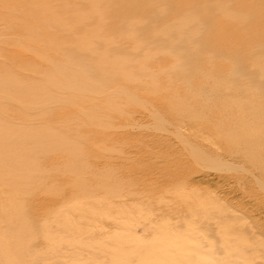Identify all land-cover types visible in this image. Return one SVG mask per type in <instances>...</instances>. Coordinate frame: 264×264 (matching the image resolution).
<instances>
[{
  "label": "rangeland",
  "instance_id": "1",
  "mask_svg": "<svg viewBox=\"0 0 264 264\" xmlns=\"http://www.w3.org/2000/svg\"><path fill=\"white\" fill-rule=\"evenodd\" d=\"M172 1V21H175L176 5L182 0ZM189 1L197 3L183 14L199 13L198 21L203 25L207 16L201 11L212 0ZM230 9L234 15L247 13L255 19L245 23L241 30H226L225 42L231 43L227 57L202 61L186 78L167 79L160 75L158 85L167 81L176 85V116L165 104H160L165 101L163 96L155 98L142 93L145 98H138V106L126 109L129 105L126 101L118 102L127 112L113 121L114 129L80 132L78 136L86 138L89 145L80 146L76 152L53 154L49 160L39 155L35 158V168L42 173L38 188L26 196L30 212L39 213L43 224H47V212L52 209L62 212L74 204V215L70 218L76 230L83 233L75 239L65 234L62 241L71 246L45 249L46 258L38 264H159L167 254V249L164 250L167 241L161 250L165 254L139 262L130 254L137 252L134 245L127 243L119 252L108 237L137 239L141 245L148 246L161 239L157 232L160 229L164 230L161 234L174 233L172 241L176 243L177 258L184 260L201 245L200 259L213 264L234 260L236 255L230 251H241L240 241L264 240V193L260 189L264 163H256L264 160V0H231ZM5 30L0 26V64L13 66L14 59L20 55L16 58L22 64L20 76H36L22 72L32 65V69H38L39 64L29 52L17 51L16 29ZM211 32L207 28L197 37L202 40L216 34ZM34 41L37 45L44 42L42 37ZM241 43L242 50L238 49ZM123 54L118 51V55ZM201 56L192 54L190 58ZM213 56L203 55L206 59ZM55 107L52 113L62 116L64 109ZM6 113L33 119L29 114V117L18 116L11 108ZM156 113L163 115L161 128L156 126ZM62 118L46 123L43 119L33 120L26 126L34 129L38 125L58 124ZM72 119L68 123L71 127L75 124ZM79 155L80 161L75 164L80 174L67 173L65 169L72 157ZM219 163L228 165L230 170L214 168ZM81 179L86 188L74 190L73 183ZM50 187L57 190L48 197L43 192ZM208 196L217 198L225 208L205 209ZM180 198L191 200L195 209L192 214ZM91 201V205L85 206L91 215L85 223H79L82 217L76 216L82 214L80 205ZM107 210L112 211L114 221L105 217ZM43 231L38 228L35 233ZM82 242L87 244L81 246ZM249 253L244 257H249ZM196 261L197 257L190 264Z\"/></svg>",
  "mask_w": 264,
  "mask_h": 264
},
{
  "label": "bare ground",
  "instance_id": "2",
  "mask_svg": "<svg viewBox=\"0 0 264 264\" xmlns=\"http://www.w3.org/2000/svg\"><path fill=\"white\" fill-rule=\"evenodd\" d=\"M186 1L176 5V18L172 21V0H0V26L5 31L16 29L19 34L15 39L17 51L29 52L39 64L38 69H32L33 65L23 69L22 72L36 74L25 78L20 76L22 64L16 59L20 55L14 59L16 65L0 64V264H38L46 258L45 249L71 246L63 243L65 234L74 239L83 234L76 230L70 218L74 215V204L62 212L53 209L47 212V224H43L39 213L30 212L26 196L38 188L42 173L35 168L38 155L49 160L53 154L72 153L82 145H89L86 138L78 136L80 132L114 129L113 121L123 117L126 109L138 106V98L146 95L163 96L165 101L160 104H165L176 116V85L171 81L158 85L160 75L167 79L186 78L202 61L227 57L231 43L225 42L226 30H241L245 23L255 19L247 13L234 15L230 9L231 0H212L201 11L207 16L202 25L198 21L199 13L183 14L197 3ZM215 12L221 15L218 17ZM207 28L216 34L199 40L197 35ZM41 37L44 42L37 45L34 40ZM243 47L241 43L238 49ZM118 51L124 54L118 55ZM192 54L202 56L191 60ZM207 54L214 56L206 59L203 55ZM121 100L129 104L124 110L118 104ZM53 107L64 109L62 116H55ZM8 108L18 116L30 115L33 119L11 117L6 113ZM55 117L63 118L58 124L38 125L34 129L26 126L27 122L39 119L44 123L53 122ZM70 118L75 122L72 127L68 124ZM154 119L158 128L163 127L162 114L156 113ZM79 157H72L65 169L67 173L80 174L75 164L80 161ZM256 163H264V160ZM213 166L230 170L222 163ZM83 183V179L73 183L74 190L83 191L86 188ZM260 189L264 193V181ZM56 190L50 187L43 194L50 197ZM207 199L205 209L207 206L220 211L225 208L217 198L208 196ZM179 200L186 204L191 214L195 211L191 200ZM92 201L80 205L82 214L76 216L82 217L79 223H85L91 215L85 206ZM111 213L107 210L105 217L114 221ZM38 228L45 231L36 235ZM163 231H157L160 243L148 246L123 236L112 235L108 240L119 252L127 243L134 245L137 252L130 253L134 261L149 260L167 252L159 264H190L196 257L194 264H213L200 259L201 245L184 260L177 258L176 243L172 241L174 233L161 234ZM165 241L164 250H167L164 253L161 250ZM240 242L241 251H230L236 255L234 260L222 264H264V240ZM84 244L87 243L82 242L81 246ZM32 248L38 250L32 253ZM185 248L190 250L189 246ZM247 252H250L249 257H244Z\"/></svg>",
  "mask_w": 264,
  "mask_h": 264
}]
</instances>
